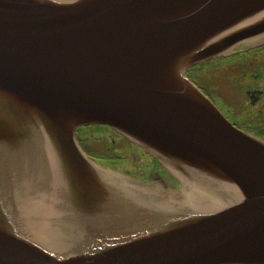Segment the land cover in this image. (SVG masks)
Returning <instances> with one entry per match:
<instances>
[{
  "label": "water",
  "instance_id": "1",
  "mask_svg": "<svg viewBox=\"0 0 264 264\" xmlns=\"http://www.w3.org/2000/svg\"><path fill=\"white\" fill-rule=\"evenodd\" d=\"M264 43V0H0V264H264V140L187 68ZM108 124L179 182L90 157Z\"/></svg>",
  "mask_w": 264,
  "mask_h": 264
},
{
  "label": "flooded vegetation",
  "instance_id": "2",
  "mask_svg": "<svg viewBox=\"0 0 264 264\" xmlns=\"http://www.w3.org/2000/svg\"><path fill=\"white\" fill-rule=\"evenodd\" d=\"M188 68L190 78L236 127L264 140V43ZM79 139V138H78ZM139 164L140 178L175 190L178 182L139 147L118 138ZM91 154V153H90ZM101 161L106 158L91 154Z\"/></svg>",
  "mask_w": 264,
  "mask_h": 264
},
{
  "label": "trees",
  "instance_id": "3",
  "mask_svg": "<svg viewBox=\"0 0 264 264\" xmlns=\"http://www.w3.org/2000/svg\"><path fill=\"white\" fill-rule=\"evenodd\" d=\"M77 137L83 148L91 154L106 158V163L114 168L139 176L138 166L141 161L130 156L128 148L118 138L125 140L113 128L106 124H94L78 128ZM126 141V140H125ZM145 155H148L142 151ZM149 158L154 159L150 155ZM156 161V159H154ZM157 162V161H156Z\"/></svg>",
  "mask_w": 264,
  "mask_h": 264
}]
</instances>
